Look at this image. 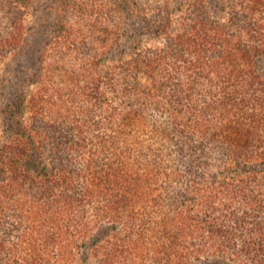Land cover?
I'll return each instance as SVG.
<instances>
[{"label": "trees", "instance_id": "16d2710c", "mask_svg": "<svg viewBox=\"0 0 264 264\" xmlns=\"http://www.w3.org/2000/svg\"><path fill=\"white\" fill-rule=\"evenodd\" d=\"M0 69V264H264V0H0Z\"/></svg>", "mask_w": 264, "mask_h": 264}, {"label": "rangeland", "instance_id": "374dc122", "mask_svg": "<svg viewBox=\"0 0 264 264\" xmlns=\"http://www.w3.org/2000/svg\"><path fill=\"white\" fill-rule=\"evenodd\" d=\"M43 3H45L41 8H43L47 3H48V1H42L41 2V5L43 4ZM31 5V4H30ZM30 5H28V7H30ZM37 6V5H36ZM33 7H34V5H33ZM27 14H28V22H31V23H34V22H37V21H39V18L40 17H45V16H43V12H42V9L40 10V9H38V8H36V9H34V8H29V12L27 11ZM0 74H1V69H0Z\"/></svg>", "mask_w": 264, "mask_h": 264}]
</instances>
